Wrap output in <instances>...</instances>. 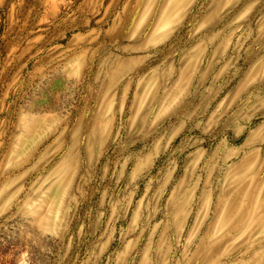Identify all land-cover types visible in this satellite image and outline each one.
I'll return each mask as SVG.
<instances>
[{
	"label": "rangeland",
	"instance_id": "374dc122",
	"mask_svg": "<svg viewBox=\"0 0 264 264\" xmlns=\"http://www.w3.org/2000/svg\"><path fill=\"white\" fill-rule=\"evenodd\" d=\"M0 264H264V0H0Z\"/></svg>",
	"mask_w": 264,
	"mask_h": 264
}]
</instances>
